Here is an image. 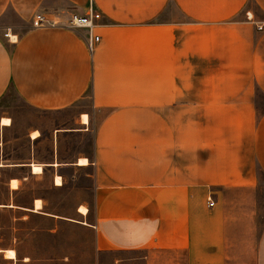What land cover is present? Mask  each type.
I'll list each match as a JSON object with an SVG mask.
<instances>
[{
  "label": "crops",
  "instance_id": "1",
  "mask_svg": "<svg viewBox=\"0 0 264 264\" xmlns=\"http://www.w3.org/2000/svg\"><path fill=\"white\" fill-rule=\"evenodd\" d=\"M89 11L92 53L88 30L68 27ZM36 14L50 25L34 26ZM147 56L159 72L148 100ZM11 94L41 112L77 111L47 136L6 139ZM258 95L264 0H0V264L68 263L51 251L81 241L97 255L157 245L160 264H264ZM90 133V148L76 145ZM22 138L15 159L5 147ZM79 172L91 199L72 185Z\"/></svg>",
  "mask_w": 264,
  "mask_h": 264
},
{
  "label": "rangeland",
  "instance_id": "2",
  "mask_svg": "<svg viewBox=\"0 0 264 264\" xmlns=\"http://www.w3.org/2000/svg\"><path fill=\"white\" fill-rule=\"evenodd\" d=\"M154 59L147 56V100L149 96H157L158 89L151 88L150 84L158 83L159 81V72L158 66L153 67L150 66L149 63ZM158 60L154 61V64H157ZM157 70V71H156ZM8 102V101H7ZM12 112L15 115V123L13 130L7 134L6 139H13L14 137L24 135L27 131L33 129H41L43 135H49L50 129L53 127L56 128H64L69 126L70 118L76 114L75 109H70L61 114L58 113H51V112H41L32 108L26 104H24L21 100H19L15 95H10V101ZM257 105L264 109V97L258 95L257 97ZM148 110L152 112L153 119L158 118L155 117L159 113V106L152 104L149 105L147 103ZM8 119V124H11V120L9 118H2ZM1 120V124H2ZM154 122V121H152ZM4 125V124H2ZM92 142V134H89L83 142H75L78 146H85L86 148L91 147ZM75 145V144H74ZM6 151H13L12 157L13 158H23L25 157L26 149H27V142L25 139H19L13 143H10L5 147ZM41 169V168H40ZM33 170V169H32ZM41 172V171H40ZM61 180V179H60ZM15 186L16 182L13 181ZM75 184V185H74ZM73 186H87L88 188V197L91 199L92 197V181L84 176L83 172H79L76 174V179L74 181ZM40 202V201H39ZM90 202V200H89ZM36 206V202H35ZM261 211L259 216L261 219H264V203H260L257 206ZM85 208V207H84ZM80 235V234H79ZM84 237V235H80ZM85 239V238H84ZM93 244H85L82 241L80 244H57V248L51 251V255L55 256L56 258H62L64 256L70 257L71 261L68 263H62L59 260H55L50 264H160V250L157 245H151L147 248L146 251H122V252H110V253H103V254H95L93 251ZM24 252L27 256L30 257L33 253V249L31 244H28L27 247L24 248ZM36 254L46 256V249L36 250ZM27 259L25 258L24 261ZM25 264H32L31 261Z\"/></svg>",
  "mask_w": 264,
  "mask_h": 264
},
{
  "label": "built area",
  "instance_id": "3",
  "mask_svg": "<svg viewBox=\"0 0 264 264\" xmlns=\"http://www.w3.org/2000/svg\"><path fill=\"white\" fill-rule=\"evenodd\" d=\"M99 18V14L89 11L84 15H79L76 13L70 14L68 27L72 29H87L89 33V38L87 41V48L89 52H93L95 45L99 42V36L93 35V29L96 27L95 21ZM32 24L34 26H45L50 25L49 22L40 14H36L33 17ZM207 204L209 207L214 205L213 200L210 195L207 197Z\"/></svg>",
  "mask_w": 264,
  "mask_h": 264
},
{
  "label": "bare ground",
  "instance_id": "4",
  "mask_svg": "<svg viewBox=\"0 0 264 264\" xmlns=\"http://www.w3.org/2000/svg\"><path fill=\"white\" fill-rule=\"evenodd\" d=\"M81 121H82V123H86L87 122V115H82ZM2 124L7 125L8 124V119H3L2 120ZM36 136H38V132L37 131L31 133V137L32 138H34ZM85 163H86L85 159H80L79 160V164H85ZM40 171H41V169H40L39 166H33V172L34 173H39ZM55 182H56L57 185L62 184L59 177L56 178ZM13 186H15L14 182H12V187ZM38 207H40V202L36 201V208H38ZM86 211H87V209L84 208V207H80V209H79V212H81V213H86ZM4 257L6 259H10V260L15 259L16 258L15 251L12 250V249L5 250L4 251Z\"/></svg>",
  "mask_w": 264,
  "mask_h": 264
}]
</instances>
